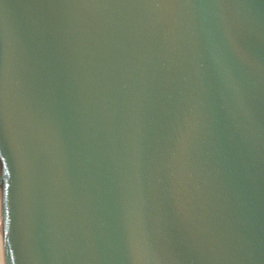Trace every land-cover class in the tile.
Returning <instances> with one entry per match:
<instances>
[{
	"label": "water",
	"instance_id": "obj_1",
	"mask_svg": "<svg viewBox=\"0 0 264 264\" xmlns=\"http://www.w3.org/2000/svg\"><path fill=\"white\" fill-rule=\"evenodd\" d=\"M6 264H264V0H0Z\"/></svg>",
	"mask_w": 264,
	"mask_h": 264
},
{
	"label": "bare ground",
	"instance_id": "obj_2",
	"mask_svg": "<svg viewBox=\"0 0 264 264\" xmlns=\"http://www.w3.org/2000/svg\"><path fill=\"white\" fill-rule=\"evenodd\" d=\"M0 264H6L4 250H3V241H2L1 186H0Z\"/></svg>",
	"mask_w": 264,
	"mask_h": 264
}]
</instances>
